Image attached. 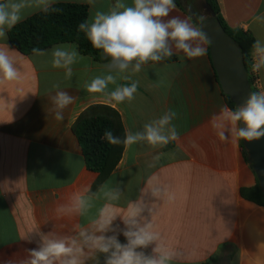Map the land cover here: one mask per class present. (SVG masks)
<instances>
[{"label":"crops","instance_id":"0c3cea01","mask_svg":"<svg viewBox=\"0 0 264 264\" xmlns=\"http://www.w3.org/2000/svg\"><path fill=\"white\" fill-rule=\"evenodd\" d=\"M123 2L132 4V0ZM58 3L87 5L91 22L96 11H108L116 0H53L52 5ZM217 3L230 29L249 31L264 43V0ZM39 12L26 8L20 22ZM172 16L188 18L198 27L177 5ZM8 32L0 38V47L9 49L20 78L0 81V264H21L27 250L38 246L37 233L76 236L90 227L98 210L108 203L103 192L114 187L121 192L111 204L118 214L126 215L131 202L144 203L141 222L152 221L161 243L178 254L171 264H204L211 259L214 264H264V206L241 195L243 188L257 184L256 174L245 159L241 139L226 131L228 139L222 140L219 129L213 127V117H219L223 106L230 107L206 39V54L200 57L189 58L173 46V62L146 64L139 73L131 68L122 74L112 70L117 83L110 84L108 91L138 83L133 100L116 103L106 93L86 89L94 77L109 71V63H99L76 47L79 56L67 78L65 69L52 66L51 50L76 44H56L44 49L45 55H25L11 46ZM258 75V91L264 92V67ZM57 91L74 97L60 120L52 101ZM168 111L176 113L172 124L179 133L177 140L164 147L121 143L110 173L87 167L76 134L83 118L115 117L123 139L126 132L142 131L146 123ZM156 183L167 187L175 199L153 197L151 188ZM75 193L92 197L94 207L83 216L58 213V206L68 204ZM112 227L115 231L107 235L116 234L126 243L120 216ZM154 247L142 251L152 254ZM86 253L85 264H104V254Z\"/></svg>","mask_w":264,"mask_h":264},{"label":"clouds","instance_id":"9594fccd","mask_svg":"<svg viewBox=\"0 0 264 264\" xmlns=\"http://www.w3.org/2000/svg\"><path fill=\"white\" fill-rule=\"evenodd\" d=\"M53 0H0V38H6V30L12 29L23 19L26 8H37L48 12L52 9ZM174 0H132L131 6L123 0H116L108 11H96L91 22L79 24V31L85 33L92 47L101 50L104 58L109 59V69L104 75L94 77L86 85L91 93H106L110 101L123 103L131 101L137 92L138 83L133 81L127 86H116L108 91L109 85L117 83L118 73H139L148 62H160L183 52L194 58L206 54L203 47L205 35L200 28L194 26L188 18L172 16L175 9ZM57 11V9H52ZM203 22V18H200ZM76 45H61L51 50L52 66L65 69L67 78H71L73 65L79 53ZM35 55H45L43 50L34 48ZM254 72L264 67V43L254 41L252 45ZM20 71L14 59L9 55L7 47H0V81H16ZM124 79H130L124 75ZM74 100L68 92L57 91L52 97L57 120L63 119L62 110ZM176 113L165 112L161 117L143 126L142 131L126 132L123 139L106 130L103 139L109 144L123 143L131 146L147 143L152 147H164L179 137L175 125L172 124ZM216 121H220L217 123ZM213 127L219 129L222 140L228 139L229 131L235 138L252 142L264 137V92H252L235 110L226 105L221 108L219 117H213ZM87 191V190H85ZM155 198H166L173 201L175 196L167 187L156 183L151 188ZM121 192L117 187L103 192L108 201L98 210L90 227L82 228L76 236H56L53 233H37L40 237L38 246L27 250L28 255L21 264H85L87 252L104 254V264H171L177 253L169 250L161 243V234L155 230L152 221L141 222L145 211L142 201L131 202L126 215L118 214L112 202L120 199ZM94 207L92 197L75 193L68 204L59 205L58 213L86 215ZM151 211V210H150ZM120 216L124 224L121 230L126 243H121L116 234L107 235L113 229V222ZM155 244L152 254L142 249ZM8 264H12L11 261Z\"/></svg>","mask_w":264,"mask_h":264},{"label":"trees","instance_id":"16d2710c","mask_svg":"<svg viewBox=\"0 0 264 264\" xmlns=\"http://www.w3.org/2000/svg\"><path fill=\"white\" fill-rule=\"evenodd\" d=\"M204 2L211 9V12L216 15L227 34L233 38L240 48L251 83L252 45L256 41L253 34L249 31L230 29L220 14L217 0H204ZM174 3L181 7L179 0H174ZM52 9H57V11H53ZM52 9L46 13L41 11L10 29L8 36L11 46L25 55H30L33 54L34 48L44 50L56 44L74 43L81 54L90 56L99 63H110L109 59L104 58L101 50L92 47L85 33L79 31V24L88 20L89 7L87 5L58 3L52 5ZM209 48L208 54L210 56ZM175 60L176 56L173 55L162 61L173 62ZM152 63L156 62L150 61L147 64ZM252 89L254 92H258L253 87ZM224 97L229 107L235 110L237 106L232 99L227 95H224ZM106 130L112 131L115 136L119 137V124L115 117H111L110 115L87 116L76 127L77 138L87 167L103 175L110 173L114 169L121 150L120 144L112 145L103 139ZM241 147L246 161L249 162L243 140H241ZM241 195L243 198L259 206H264V192L258 181L252 188H243ZM204 264H214V260L211 259Z\"/></svg>","mask_w":264,"mask_h":264},{"label":"water","instance_id":"95a60500","mask_svg":"<svg viewBox=\"0 0 264 264\" xmlns=\"http://www.w3.org/2000/svg\"><path fill=\"white\" fill-rule=\"evenodd\" d=\"M180 4L205 35L210 46V58L223 94L229 96L238 107L245 102L250 93L254 92L240 48L207 5L206 9L210 16L201 22V17L187 0H180ZM243 145L257 181L264 192V137L252 142L243 140Z\"/></svg>","mask_w":264,"mask_h":264},{"label":"rangeland","instance_id":"374dc122","mask_svg":"<svg viewBox=\"0 0 264 264\" xmlns=\"http://www.w3.org/2000/svg\"><path fill=\"white\" fill-rule=\"evenodd\" d=\"M187 2L190 5H194L195 7H198L201 16H203L204 18H209L210 15L206 9V4H205L204 0H187Z\"/></svg>","mask_w":264,"mask_h":264},{"label":"built area","instance_id":"2783aa9c","mask_svg":"<svg viewBox=\"0 0 264 264\" xmlns=\"http://www.w3.org/2000/svg\"><path fill=\"white\" fill-rule=\"evenodd\" d=\"M253 62L254 61H252L251 67H250L251 86L258 91L259 90V75H258V72H254L252 70Z\"/></svg>","mask_w":264,"mask_h":264},{"label":"flooded vegetation","instance_id":"af4514ba","mask_svg":"<svg viewBox=\"0 0 264 264\" xmlns=\"http://www.w3.org/2000/svg\"><path fill=\"white\" fill-rule=\"evenodd\" d=\"M194 8H195V11L197 12V14L202 17L203 19H207V18H204L203 16H201L200 14V11H199V8L198 7H195L194 5H192Z\"/></svg>","mask_w":264,"mask_h":264}]
</instances>
